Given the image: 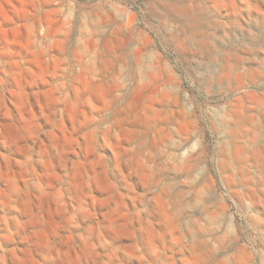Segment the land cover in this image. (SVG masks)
Returning <instances> with one entry per match:
<instances>
[{
    "label": "rangeland",
    "instance_id": "1",
    "mask_svg": "<svg viewBox=\"0 0 264 264\" xmlns=\"http://www.w3.org/2000/svg\"><path fill=\"white\" fill-rule=\"evenodd\" d=\"M0 264H264V0H0Z\"/></svg>",
    "mask_w": 264,
    "mask_h": 264
}]
</instances>
